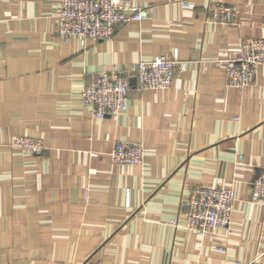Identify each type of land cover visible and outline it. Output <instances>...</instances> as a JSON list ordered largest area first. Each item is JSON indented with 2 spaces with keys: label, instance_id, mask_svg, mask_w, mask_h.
Listing matches in <instances>:
<instances>
[{
  "label": "crops",
  "instance_id": "0c3cea01",
  "mask_svg": "<svg viewBox=\"0 0 264 264\" xmlns=\"http://www.w3.org/2000/svg\"><path fill=\"white\" fill-rule=\"evenodd\" d=\"M130 1L150 18L83 48L57 33L61 0H0V264H264V207L250 195L264 170V66L239 91L217 64L264 38V0ZM215 4L236 21L212 22ZM175 55L187 68L171 87L133 85L129 108L101 120L83 106L97 72L134 79L139 61ZM15 136L44 152L13 148ZM117 141L141 142L143 164L114 163ZM201 186L232 190L228 235L186 228L182 203Z\"/></svg>",
  "mask_w": 264,
  "mask_h": 264
},
{
  "label": "built area",
  "instance_id": "2783aa9c",
  "mask_svg": "<svg viewBox=\"0 0 264 264\" xmlns=\"http://www.w3.org/2000/svg\"><path fill=\"white\" fill-rule=\"evenodd\" d=\"M186 7L194 5L183 2ZM212 22L233 24L238 10L228 5H211L207 10ZM151 7L133 4L130 0H61L57 18V33L65 41H80L83 48L89 41L110 39L117 28L131 21L149 19ZM225 69L228 86L244 91L254 80L257 69L264 66V38H244L236 56L218 60ZM187 62L173 57L158 56L150 61H139L135 66V89H166L172 86L176 76L184 72ZM132 77L117 70H101L95 74L81 93L82 104L94 119L116 116L129 108ZM16 149L31 154H42L45 144L42 139L16 136L10 143ZM112 161L120 165H141L145 149L141 142L117 141L110 152ZM251 199L264 207V170L252 183ZM235 197L227 188L195 187L183 203L186 228L200 238H211L218 230L230 233ZM223 251V249H220ZM235 264H242L236 262Z\"/></svg>",
  "mask_w": 264,
  "mask_h": 264
},
{
  "label": "water",
  "instance_id": "95a60500",
  "mask_svg": "<svg viewBox=\"0 0 264 264\" xmlns=\"http://www.w3.org/2000/svg\"><path fill=\"white\" fill-rule=\"evenodd\" d=\"M135 83H136V80H135V79H132V80H131V84H132V85H135Z\"/></svg>",
  "mask_w": 264,
  "mask_h": 264
},
{
  "label": "rangeland",
  "instance_id": "374dc122",
  "mask_svg": "<svg viewBox=\"0 0 264 264\" xmlns=\"http://www.w3.org/2000/svg\"><path fill=\"white\" fill-rule=\"evenodd\" d=\"M16 137V136H15Z\"/></svg>",
  "mask_w": 264,
  "mask_h": 264
}]
</instances>
